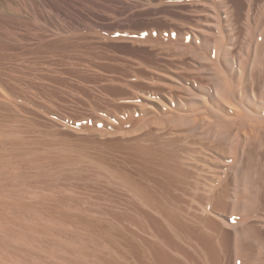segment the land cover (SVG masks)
Instances as JSON below:
<instances>
[{"label":"rangeland","instance_id":"obj_1","mask_svg":"<svg viewBox=\"0 0 264 264\" xmlns=\"http://www.w3.org/2000/svg\"><path fill=\"white\" fill-rule=\"evenodd\" d=\"M195 1L0 10V264H147L133 235L135 215L144 222L130 206L134 140L195 113L179 101L198 80L183 47L215 55L192 36L208 0Z\"/></svg>","mask_w":264,"mask_h":264},{"label":"bare ground","instance_id":"obj_2","mask_svg":"<svg viewBox=\"0 0 264 264\" xmlns=\"http://www.w3.org/2000/svg\"><path fill=\"white\" fill-rule=\"evenodd\" d=\"M217 1L196 2L191 28L215 55L183 47L200 81L179 101L195 113L134 140L133 235L147 264H264V0Z\"/></svg>","mask_w":264,"mask_h":264}]
</instances>
